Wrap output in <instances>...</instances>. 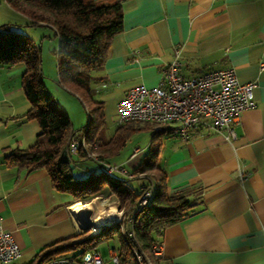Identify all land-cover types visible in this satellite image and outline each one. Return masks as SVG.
Segmentation results:
<instances>
[{
    "label": "crops",
    "instance_id": "crops-1",
    "mask_svg": "<svg viewBox=\"0 0 264 264\" xmlns=\"http://www.w3.org/2000/svg\"><path fill=\"white\" fill-rule=\"evenodd\" d=\"M111 1L123 7L124 28L114 36L104 65L93 72L91 81L92 98L102 106L104 123L95 140H85L70 158L74 176L102 172L103 163L123 164L133 171L146 159L153 137L147 127L133 133L113 155L98 149L121 125L118 102L134 86L162 84V71L177 51L187 78L233 67L240 82H256L257 102L233 124L235 138L205 129L193 132L188 141L167 130L158 135L157 164L166 172L168 193L198 204L196 213L165 230L159 264H264V0ZM24 21L13 29L41 49L45 86L70 117L68 148L71 138L85 139L88 122L78 101L86 102L48 72L52 56L44 52L45 40H36L47 37L52 28L35 26L32 33L24 27L33 26ZM25 69L22 64H0V226L12 232L23 251L14 264H30L47 246L77 234L80 224L72 215L71 197L54 188L45 169L5 161L12 151L33 147L41 131L37 121L23 117L31 107L23 88ZM136 134H146L147 145L135 147L127 160L117 163L115 158ZM88 152L100 158V164ZM135 179L147 180L139 181V191L130 184L137 193L152 181L146 175Z\"/></svg>",
    "mask_w": 264,
    "mask_h": 264
},
{
    "label": "trees",
    "instance_id": "trees-1",
    "mask_svg": "<svg viewBox=\"0 0 264 264\" xmlns=\"http://www.w3.org/2000/svg\"><path fill=\"white\" fill-rule=\"evenodd\" d=\"M16 12L22 14L30 26L46 25L54 29L58 38L57 67L58 81L69 91L77 94L83 102L94 103L88 114V124L83 128L85 140L92 143L104 123L102 106L92 98L91 81L93 72L102 67L107 58L111 42L123 28V7L111 0H5ZM13 24L0 25V64L25 66L23 88L31 107L23 116L35 120L40 126L36 143L26 150L12 151L5 157L8 164L24 168L45 169L54 188L69 195L73 202L89 201L101 192L108 191L121 201V208L131 215L141 196L130 185V179L106 170L92 172L85 178H76L71 161L65 162L63 154L71 136V121L67 112L53 101L45 83L41 49L28 35L13 29ZM152 130L153 125L141 122H126L119 126L110 141L99 146V152L110 155L120 151L130 136L142 128ZM153 132V131H152ZM159 132H153L148 155L133 171L134 175L149 176L153 181L152 197L134 220L135 238L126 241L118 227L80 239L74 234L47 246L30 264H42L48 260L71 253L82 255L96 249L104 239L117 234L120 246L117 249L122 264L134 261L131 248L142 249L154 264L152 248L160 242L165 230L198 211V204L185 196L168 193L167 175L157 164V140ZM81 157L86 154L81 151ZM72 158V157H70ZM99 160H94L100 164ZM73 164V163H72ZM106 231V232H105ZM78 240L77 242H73Z\"/></svg>",
    "mask_w": 264,
    "mask_h": 264
},
{
    "label": "built area",
    "instance_id": "built-area-1",
    "mask_svg": "<svg viewBox=\"0 0 264 264\" xmlns=\"http://www.w3.org/2000/svg\"><path fill=\"white\" fill-rule=\"evenodd\" d=\"M179 57L180 52L177 51L175 59L163 69L162 84L157 87L141 84L128 91L117 104L118 122L150 123L153 125V132L167 130L183 141H188L198 129L224 132L227 139L235 138L233 124L244 111L257 106L253 93L256 82H240L233 67L187 78L181 72ZM261 70H264V63L261 64ZM84 143V138H71L67 148L68 155H76ZM87 155L91 159L99 160L91 152ZM103 164L109 174H117L130 180L136 177L123 164ZM152 192L153 183L150 181L142 187L134 212L126 216L130 225L129 238H135L134 220L150 202ZM123 214L122 210L115 214L111 223H120ZM76 227L78 232L84 230L82 223L76 224ZM131 250L134 261L127 264H154L142 249L133 246ZM110 253L109 261H105L96 249H91L79 256H60L42 264H122L117 249L114 248ZM22 254L23 251L12 232L0 226V264H14L21 259ZM152 255L154 259L162 258L160 242L153 245Z\"/></svg>",
    "mask_w": 264,
    "mask_h": 264
},
{
    "label": "rangeland",
    "instance_id": "rangeland-1",
    "mask_svg": "<svg viewBox=\"0 0 264 264\" xmlns=\"http://www.w3.org/2000/svg\"><path fill=\"white\" fill-rule=\"evenodd\" d=\"M25 17L13 10L5 0H0V25L2 24H13L14 28L16 25H23L26 23ZM19 27V26H18ZM29 28L28 31L35 32L38 27H24V29ZM34 35V34H32ZM37 35V34H36ZM37 37V36H33ZM38 39V38H36ZM42 40H45V46H44V52L47 54L50 58L52 56V66L48 69V72H50L52 75L56 74L58 76V70H57V48H58V38L56 36V33L53 29H51L49 35L47 37L42 36L41 40H36L38 44L41 43ZM47 74H44V76ZM48 77V76H47ZM50 77V76H49ZM52 79V77H50ZM79 102L80 109L84 110V120L85 124L88 122V114L89 111L93 108V105L90 101H86L85 105L83 103ZM83 105V106H82ZM85 129V127H84ZM148 139L146 134H136L132 137V139L128 142L127 146L122 150V152L119 154L117 158H115L116 162L119 161H125L134 151L135 147H144L147 145ZM89 157V156H88ZM137 177V175H136ZM135 177V178H136ZM141 181H147L146 179H135L131 180L130 184L132 187L139 191V186ZM77 202H83V203H91V209L89 210V214H87V221H100L104 219L109 214H118L121 210L124 212L122 221L120 223H111L110 225L102 224L98 227V231L94 232L93 224L91 223V227H86L83 231H79L77 234H80V239L88 236H92L94 234H100V232H104L105 229H107V232H112L113 227H118L120 229V232L123 236V238L128 241L130 238L128 237V233L130 230V225L127 221V213L128 211L121 208V201L108 191H104L93 197L89 201H77ZM76 203V202H73ZM81 222V219L79 220ZM105 231V232H106ZM120 246V241L118 235L115 233L110 238L104 239L101 241L97 246V251L102 255V257L105 259V261H109L111 258L110 251L115 249H118ZM74 251H71L69 253L61 254V256H70L71 253Z\"/></svg>",
    "mask_w": 264,
    "mask_h": 264
},
{
    "label": "bare ground",
    "instance_id": "bare-ground-1",
    "mask_svg": "<svg viewBox=\"0 0 264 264\" xmlns=\"http://www.w3.org/2000/svg\"><path fill=\"white\" fill-rule=\"evenodd\" d=\"M91 203H83V202H76L74 204H72L71 206V212H72V215L74 217V219L77 221V222H80L79 220L81 219V222H87L89 224H93V229H94V232H97L98 231V227L102 224H105V225H109L111 224V220L112 218L115 216L114 214H109L108 216H106L104 219L100 220V221H90L88 222L87 220V214H89V210L91 209Z\"/></svg>",
    "mask_w": 264,
    "mask_h": 264
},
{
    "label": "water",
    "instance_id": "water-1",
    "mask_svg": "<svg viewBox=\"0 0 264 264\" xmlns=\"http://www.w3.org/2000/svg\"><path fill=\"white\" fill-rule=\"evenodd\" d=\"M63 160L65 161V162H69L70 161V156L68 155V151H66L64 154H63ZM70 167H71V169L73 170L74 169V164H70ZM82 224H83V227H84V229H86V227H91V224H89V223H87V222H82Z\"/></svg>",
    "mask_w": 264,
    "mask_h": 264
}]
</instances>
